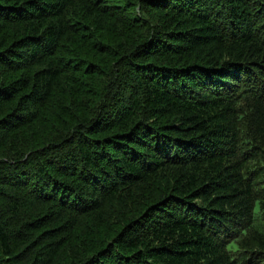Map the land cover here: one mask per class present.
<instances>
[{
    "label": "trees",
    "instance_id": "16d2710c",
    "mask_svg": "<svg viewBox=\"0 0 264 264\" xmlns=\"http://www.w3.org/2000/svg\"><path fill=\"white\" fill-rule=\"evenodd\" d=\"M0 264H264V0H0Z\"/></svg>",
    "mask_w": 264,
    "mask_h": 264
}]
</instances>
